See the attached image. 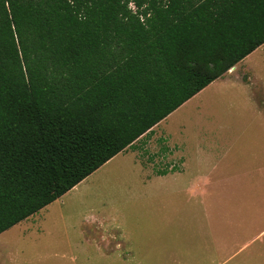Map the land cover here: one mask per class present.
I'll list each match as a JSON object with an SVG mask.
<instances>
[{
    "label": "trees",
    "instance_id": "obj_1",
    "mask_svg": "<svg viewBox=\"0 0 264 264\" xmlns=\"http://www.w3.org/2000/svg\"><path fill=\"white\" fill-rule=\"evenodd\" d=\"M263 44L264 0H0V234Z\"/></svg>",
    "mask_w": 264,
    "mask_h": 264
},
{
    "label": "rangeland",
    "instance_id": "obj_2",
    "mask_svg": "<svg viewBox=\"0 0 264 264\" xmlns=\"http://www.w3.org/2000/svg\"><path fill=\"white\" fill-rule=\"evenodd\" d=\"M128 8L135 12L132 2ZM258 58L255 71L264 73V53ZM209 102H192L135 142L131 155L1 233L0 264H264V235L251 241L264 229L254 208L264 209L262 125L247 141L225 143L216 171L202 174L211 182L203 196L171 185V126L191 120L184 136L193 137L199 121L215 119Z\"/></svg>",
    "mask_w": 264,
    "mask_h": 264
},
{
    "label": "crops",
    "instance_id": "obj_3",
    "mask_svg": "<svg viewBox=\"0 0 264 264\" xmlns=\"http://www.w3.org/2000/svg\"><path fill=\"white\" fill-rule=\"evenodd\" d=\"M263 48L264 44L135 141H144L153 130L192 102L198 99L199 102L210 100L209 106L212 108L211 101L215 100V119L199 121L198 126L202 127L196 129V132L192 134L193 137L184 136L185 127L191 121L187 119L177 120L176 123L179 128L171 126V132L168 131L171 134V185L177 187L184 182L192 195L203 196L207 187L211 185L209 178L203 175L208 174V172L211 173L213 170L216 171L227 147L225 143L251 139L254 134H251L250 130L255 125H262L264 131V96L260 98V94L264 90V76L261 74L264 73L255 71L257 62L262 65L258 57L263 55ZM207 124L208 127H204ZM129 148L110 161L122 155H131L132 153L128 152ZM261 149H264V145L261 146ZM138 166L140 170L144 168L141 162L138 163ZM162 173L166 172L163 171ZM258 173H264V168ZM196 174L200 176H191ZM149 182L152 181L147 183ZM254 208L257 214L264 213L261 206L254 205ZM262 234L264 235V229L251 241L259 238ZM245 247L246 244L241 246L237 253Z\"/></svg>",
    "mask_w": 264,
    "mask_h": 264
}]
</instances>
